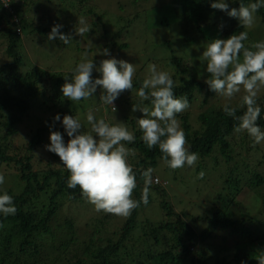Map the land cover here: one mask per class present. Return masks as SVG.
Listing matches in <instances>:
<instances>
[{
    "label": "trees",
    "instance_id": "16d2710c",
    "mask_svg": "<svg viewBox=\"0 0 264 264\" xmlns=\"http://www.w3.org/2000/svg\"><path fill=\"white\" fill-rule=\"evenodd\" d=\"M34 1L19 0L18 4L12 6L13 13L0 5V28L8 42L6 52L10 58V61L0 68V164L14 163L16 166L14 169L18 172L14 178L17 177L24 187L19 194L8 191L14 199L17 213L7 217L0 214V225H2L0 226V264H27L24 258L34 255L37 259L35 264H257V257L264 254V219L259 221L261 226L254 228L253 221L235 218L231 209L235 204L234 198L241 193L243 185L248 184L264 190V163L258 168H252L245 158L240 159L242 162L238 158L234 159V144L230 139L234 138L235 142L239 143L245 141L248 135L246 131L239 133L234 131V127L239 122L228 116L223 111V107L203 109L202 114L198 116L199 129L194 132L190 127V115L178 116L182 122L184 121L183 127L191 152L198 153L199 158L203 160L216 159L212 162L214 166L218 165L217 155L227 158L229 171L224 176L222 187L216 189L212 196L213 201L211 197V201L208 199L204 202L203 197L206 193L205 189L214 182L212 173H209L210 165L199 163L196 178L190 175L191 172L187 173L191 168L187 164L183 168L170 169L164 164L163 154L158 146L149 149L141 139L142 132H136L133 143L124 142L127 147L136 150L135 156H129V163L137 176V187L133 192V198L140 200L142 195L144 185L140 178L141 170L152 167L153 179L159 178V183L154 182L151 185L148 204L144 205L141 202L128 217L108 213L105 221L90 220L93 221L92 229L97 228L99 223L107 226L111 218L124 220V224L111 236L102 229L101 236L99 231L95 233L93 230L92 234H88L91 236L88 241L75 237L58 248L51 245L46 255L40 257L41 246L37 240L44 238L54 229L59 210L66 208L67 204L76 203V206H80L86 198L82 195L79 186L75 189L68 187L70 172L62 162L58 164L59 157L49 160L47 168H37L34 150L43 143L40 134H43L44 130H39L40 134L33 136L25 154L14 152L13 142L18 134L16 127L29 116L33 99L40 95L37 87L43 85L49 77L51 81L55 78L56 84H51L43 94L46 92L49 94L45 101L47 105L51 102L57 106V103L62 101L57 87L65 83L64 77L71 79L73 74L55 75L50 73V70H41L38 66H35L30 73L23 71L25 61L20 48L24 34L29 31L48 37L52 29L44 25L37 26L29 20V16L27 17L28 8ZM178 1L183 11L182 19L179 17L178 28L181 30L184 43L199 44L200 41L195 39L197 34L204 40L209 39L206 35V26L202 24L206 20L210 23L207 27H221V24L211 23L212 18L217 17L215 16L217 9L211 7L216 0ZM241 2L247 5L256 0H230L229 10L239 8ZM82 3L86 4L87 0H83ZM219 12L223 13L221 17L227 19L226 22L231 23L233 30L228 38L241 31H247L246 46L259 42L252 36L251 30L240 25L237 18L230 17L222 10ZM255 16L264 27V7H261ZM167 23L169 20L163 21V24ZM189 24H193L194 29ZM220 27L218 29H221ZM60 31L69 34L68 29H60ZM70 34H72L71 30ZM60 42L61 47L66 49L67 46L61 40ZM49 45L51 46L50 43ZM123 48H128V45L120 47ZM170 60L176 70L173 77L176 85L175 94L187 96L190 106L194 105L201 94H204L203 104L207 105L215 93L210 90L207 83L200 80L202 77L197 72L198 67L195 64H187L181 58L171 57ZM208 78H210L209 73ZM141 84L142 80H134L133 89L139 91ZM128 91L125 90L121 95ZM257 102L261 107L257 123L264 130V88ZM145 103L151 106L150 100ZM244 111L246 107H237V116L243 115ZM137 119L139 118L131 119L134 125L138 124ZM160 167L167 171V177L158 173ZM201 171L205 173L203 178H199ZM176 184H181L182 189L187 192L181 200V206L184 207L182 212L175 210L171 202L165 200L158 202L153 199V194L156 192L166 196ZM262 197L264 198V195ZM154 202L159 204L163 214V219L160 221H154L146 211ZM39 204L41 207L38 206ZM69 210L65 211L67 215L70 212L71 217L73 211ZM193 210L198 214H193ZM71 219L66 227L78 229V225L74 226V223L78 224L76 217L72 216ZM115 236H119L118 241L110 243ZM229 236L230 240H236L233 249L237 252L234 256H230V252L224 253L232 249L225 247ZM218 237H222L220 244L214 243ZM245 250L248 252L244 253Z\"/></svg>",
    "mask_w": 264,
    "mask_h": 264
},
{
    "label": "rangeland",
    "instance_id": "374dc122",
    "mask_svg": "<svg viewBox=\"0 0 264 264\" xmlns=\"http://www.w3.org/2000/svg\"><path fill=\"white\" fill-rule=\"evenodd\" d=\"M83 0H35L34 3L28 8L27 17L35 25H44L47 27H53L56 24H61V29H68L72 31V40L67 44V48L61 47L60 39L57 37L54 40H49L44 35H38L30 33L29 31L24 34L22 46L20 48L21 54L24 56L25 65L23 71L25 73L32 72L35 66H38L41 70H50V73L56 74H71L73 69L80 62L83 54L88 53V58L92 59L96 67L100 66V62L103 59H109L115 57L120 60H125L133 63L136 67V74L133 77V81L136 79L142 80L147 78L149 75L148 66L150 64H156L158 70L169 72L172 78L175 75V68L171 64V57L181 58L187 64H195L197 72L202 77L200 80L205 82L208 78L207 72V61H203L201 56L205 50V45L210 43L214 39H227L228 35L232 33L231 23L226 22L227 19H223L219 10H216V18H212L211 23L221 24L219 27L210 28V23L204 21L202 24L206 26V35L208 40H204L201 35H196L195 39L199 40V44H186L183 41V36L178 26L179 17L182 19L183 11L181 9L179 1L174 0H87L86 4L82 3ZM230 4V0H225ZM61 3V4H59ZM175 3V4H174ZM179 3V4H176ZM15 4H18L16 0ZM59 4V5H58ZM173 5V7H172ZM175 5V6H174ZM213 12V11H212ZM214 13V12H213ZM212 13V14H213ZM78 18H84L87 26L90 28L89 33H85L82 36L76 33V29L82 27L78 23ZM164 20H169V23L163 24ZM194 29L193 24H189ZM248 30L252 31V36L258 39V41L264 40L263 31L264 27L261 26V22L255 19L254 25ZM234 32V31H233ZM54 42V43H53ZM51 44V46L49 45ZM59 45H58V44ZM247 45V42H244ZM8 42L3 37L0 28V68L10 61L7 55ZM128 45V48L120 49L121 46ZM108 49L110 56L103 55V50ZM186 66V65H185ZM93 79L102 78L101 73L93 70ZM189 76V74L187 75ZM43 85H39L37 88L40 90V95L33 99V107L21 123H18L16 130L18 134L14 139V152L16 154H25L27 152V145H30L33 136H37L39 130H44L43 143H41L34 153L36 155L35 162L37 168H47V162L54 159L58 155L47 151L46 145L50 144V131H60L64 136L65 143L70 139L64 130L62 121L65 115L77 116L84 129L82 131L90 130L91 125L87 122V113L92 112L96 120L104 118L109 123L123 122L135 135L136 132H141L138 124L132 123V118H143L141 111L137 110L133 112V106L140 105L141 107H149L145 101H141L138 97V90L132 89L123 95H120L115 101L116 112H112L111 107L103 104L100 101V95L102 87L98 86L97 91L93 97L88 99H82L80 101H71L63 96L61 91L62 85L57 87V91L61 96V103H57L54 106L53 103L48 105L45 103L47 92L43 94L44 90L56 84L55 78L49 80ZM178 78V77H176ZM38 84V83H37ZM263 92L261 89L258 96ZM122 94V93H121ZM243 90L241 93L236 94L232 99L231 105L240 104L243 96ZM205 98L204 94L199 96V99L194 105L189 106L184 112L179 114H189L192 132L199 129L198 116L202 114L203 109L215 108L220 109L225 104V99L214 94L207 105L203 104ZM67 111V112H65ZM65 112V113H63ZM141 113L140 115H138ZM59 114L60 121H55V116ZM177 114V118L179 116ZM179 119V118H178ZM180 120V119H179ZM181 121V120H180ZM184 121H181L183 129ZM248 135V134H247ZM142 139V138H141ZM234 144V159L238 160L245 158L252 168H258L260 164L264 163V142L255 144L253 139L248 135L245 141L236 143L234 138L230 139ZM55 156H54V155ZM216 159H198L195 165L191 166L187 173L191 172L190 175L196 178V169L199 163L204 165H210L209 173H212L214 182L205 189L206 193L203 195L204 202L210 199L214 195L216 189L222 187L225 179L224 176L229 171V165L227 158L217 155L218 165L214 166L212 162ZM58 164L61 162L60 158ZM242 162V160H240ZM14 163L11 165L0 164V174L5 176V183L0 185V194L4 191L11 190L15 194H19L23 191L21 181L14 176L18 173ZM158 173L163 177H167V171L161 167L158 169ZM223 173V174H222ZM223 175V177H221ZM203 180V179H199ZM156 184V183H155ZM201 184V183H200ZM199 184V185H200ZM181 184H176L175 188H172L167 195L159 194L158 192L153 194L154 200H165L171 202L178 212L184 211V207L181 206V200L186 196ZM201 186V185H200ZM176 192V193H175ZM264 190L256 189L254 187L245 184L242 186L241 193L234 198L235 204L231 211L237 219H247L253 221L254 228L261 226L259 221L264 219ZM35 201V200H33ZM213 201V197H212ZM197 203V201H196ZM41 207V204L38 205ZM66 209L73 211L72 216L76 217L78 224L74 223V226L78 225V229H71L70 226L66 227L67 222H71L70 212L66 214ZM192 209V208H191ZM69 210V211H70ZM146 211L149 213V217H152L154 221H160L163 219V214L159 208L157 202L152 203ZM108 213L103 211L97 212L94 205L85 202L76 206L75 204H67V207L59 210V216L57 221L54 223V229L51 233L39 238L37 242L41 246L40 257H44L48 248L52 245L57 247L69 243L73 238H80L83 241H88L93 230L95 233L100 232V236L103 235L102 230L111 236L116 232L123 224L124 220L121 219H110V223L105 226L103 223H99L97 228L92 229L91 223L95 220L99 222L105 221ZM193 214H198L193 210ZM93 219V221H90ZM102 229V230H101ZM224 236V235H222ZM230 236L225 244L226 248H232L229 251L230 256H234L237 252L233 249L236 245V240H230ZM119 236H115L113 241L110 243H116ZM212 242V241H210ZM214 242V241H213ZM214 243H222V237H218ZM247 253L248 250L243 251ZM228 256V255H227ZM230 259V257H228ZM35 255L24 258L27 264L36 263Z\"/></svg>",
    "mask_w": 264,
    "mask_h": 264
},
{
    "label": "clouds",
    "instance_id": "9594fccd",
    "mask_svg": "<svg viewBox=\"0 0 264 264\" xmlns=\"http://www.w3.org/2000/svg\"><path fill=\"white\" fill-rule=\"evenodd\" d=\"M15 2L12 6L16 5ZM211 7L237 18L243 28L249 29L255 23V14L264 7V0H256L247 5L241 2L239 8L231 10L225 0H216ZM78 23L82 27L76 29V33L83 37L89 33L90 28L84 18H78ZM62 27L61 24L54 25L48 39L58 37L67 45L72 36L62 33ZM247 40V31L233 34L227 39H214L205 45L201 58L207 61L206 70L210 74L205 83L211 91L225 99L223 111L239 122L234 131H246L255 144H260L264 142V130L257 123L261 114L257 101L258 94L264 88V40L246 46L244 42ZM103 55L111 54L105 48ZM94 69L101 73L102 78L93 79ZM148 72L149 75L143 79L139 88L138 97L141 101L150 100L151 110L147 106H133V112L139 110L143 113V118L137 119L142 140L149 149L158 146L164 164L170 169L183 168L186 164L193 166L199 156L190 151L186 133L177 118V114L189 108V99L175 94L176 85L169 72L158 70L156 64H150ZM135 74L133 63L115 57L103 59L97 68L85 52L73 69L72 78L64 77L61 91L65 98L80 101L93 97L100 86L103 90L100 101L110 106L112 112H116L114 101L125 90L133 89ZM242 90L244 94L240 104L231 106L232 99ZM237 107H246L243 115L237 116ZM60 119L59 114L54 118L55 121ZM87 122L91 125L90 130L82 131L84 127L77 116L65 115L62 124L70 139L65 143L60 131H50V144L45 146L46 150L58 155L70 172L68 187L75 189L79 186L82 195L94 205L97 212L128 217L141 202L148 204L151 185L159 183V178L153 179L152 167L141 170L140 178L144 185L142 195L140 200L134 199L137 176L129 163V156H135L136 150L124 143H133L136 139L134 133L123 122L112 124L104 118L96 120L91 111L87 113ZM204 175L201 171L199 178ZM4 183L5 176L0 174V185ZM16 213L13 197L4 191L0 194V214L7 217ZM256 260L257 264H264V254Z\"/></svg>",
    "mask_w": 264,
    "mask_h": 264
},
{
    "label": "built area",
    "instance_id": "2783aa9c",
    "mask_svg": "<svg viewBox=\"0 0 264 264\" xmlns=\"http://www.w3.org/2000/svg\"><path fill=\"white\" fill-rule=\"evenodd\" d=\"M13 2L14 0H0V5L4 6L8 12L13 13V10H12ZM18 32L19 33L21 32L20 29L18 30Z\"/></svg>",
    "mask_w": 264,
    "mask_h": 264
}]
</instances>
